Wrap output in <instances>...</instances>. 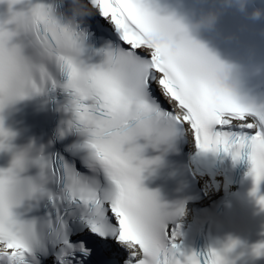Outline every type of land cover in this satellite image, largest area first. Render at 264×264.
<instances>
[{
  "label": "snow or ice",
  "instance_id": "obj_1",
  "mask_svg": "<svg viewBox=\"0 0 264 264\" xmlns=\"http://www.w3.org/2000/svg\"><path fill=\"white\" fill-rule=\"evenodd\" d=\"M86 2L111 35L94 53L100 63L82 59L85 32L62 26L51 5L0 0V110L46 83L59 86L72 113L60 135L83 136L67 157L14 152L0 168V264H231L220 251L188 252L176 242L169 221L182 209L142 187L158 158L140 153L184 128L203 151L245 154L255 194L264 180V104L222 86L223 63L178 20L158 15L154 0ZM49 64L66 74L62 84ZM10 135L0 126V150ZM30 165L37 174L23 175ZM252 251L264 255V242Z\"/></svg>",
  "mask_w": 264,
  "mask_h": 264
},
{
  "label": "clouds",
  "instance_id": "obj_2",
  "mask_svg": "<svg viewBox=\"0 0 264 264\" xmlns=\"http://www.w3.org/2000/svg\"><path fill=\"white\" fill-rule=\"evenodd\" d=\"M248 2L249 0H220L221 4L225 6H235L241 11L246 10ZM69 6H70V15L66 16L63 22H61L60 19L57 18L53 7H51L52 15L60 22L62 26L71 27L73 29L79 28V25L83 22V19L92 13V9L89 7V4L86 2V0H69ZM158 15L172 16V15H161L159 13ZM249 15L253 19H258L260 18L261 15H264V12H262V10L259 8H254L251 11V13H249ZM218 18H219V11L215 8H209L206 11H202L198 16H196L194 19H192L187 24L181 22L178 19H175V18L174 19L178 20L180 24L183 26V28L190 35V30L195 31L199 29H211L215 27L218 21ZM84 52H85V43L83 44V51H81L79 55L83 56ZM222 63L224 65V69L217 73L218 80L222 86L229 88L231 90H234L238 83L236 75H235V68L231 64H228L225 62H222ZM166 142L167 141H162L156 144L155 146H152V145H148V146L156 148L158 145L166 143ZM147 147H143V150L140 153L141 159H145L143 158L142 153ZM18 153L22 154L24 159H36L42 155H45L43 146L39 148H33L31 144H29V146L24 148L23 150L18 151ZM41 186L42 185L37 184L35 186L36 190L38 191ZM229 243L230 242H228L223 248V253H224L223 256L226 260H227L226 253L230 251L225 252L224 249L228 247Z\"/></svg>",
  "mask_w": 264,
  "mask_h": 264
}]
</instances>
